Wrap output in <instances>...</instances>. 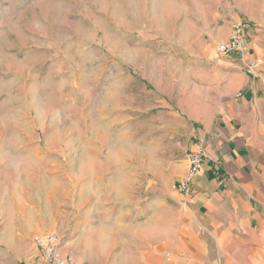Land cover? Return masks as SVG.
Returning <instances> with one entry per match:
<instances>
[{
  "label": "rangeland",
  "instance_id": "obj_1",
  "mask_svg": "<svg viewBox=\"0 0 264 264\" xmlns=\"http://www.w3.org/2000/svg\"><path fill=\"white\" fill-rule=\"evenodd\" d=\"M216 13L248 20L235 0H0V264H44L47 233L76 264L155 243L220 101L196 27Z\"/></svg>",
  "mask_w": 264,
  "mask_h": 264
},
{
  "label": "crops",
  "instance_id": "obj_2",
  "mask_svg": "<svg viewBox=\"0 0 264 264\" xmlns=\"http://www.w3.org/2000/svg\"><path fill=\"white\" fill-rule=\"evenodd\" d=\"M235 1L250 23L239 53L216 52L230 34L229 25L214 28L226 16L196 22L220 42L215 53L204 47L220 101L192 123L190 151H202V168L190 193H178L182 201L169 208L173 218L155 243L132 264H264V0ZM249 63H257L252 76L244 72Z\"/></svg>",
  "mask_w": 264,
  "mask_h": 264
},
{
  "label": "built area",
  "instance_id": "obj_3",
  "mask_svg": "<svg viewBox=\"0 0 264 264\" xmlns=\"http://www.w3.org/2000/svg\"><path fill=\"white\" fill-rule=\"evenodd\" d=\"M250 35V23L248 21L236 22L230 31L228 39L216 47L219 55L230 57L243 50L246 40ZM257 63H249L245 66L246 75H254ZM204 157L201 150H194L188 153L185 175L178 181L177 191L182 196H187L191 187L200 172ZM33 245L38 249L44 264H76L72 256L63 255L59 249L56 235L47 233L34 236Z\"/></svg>",
  "mask_w": 264,
  "mask_h": 264
}]
</instances>
